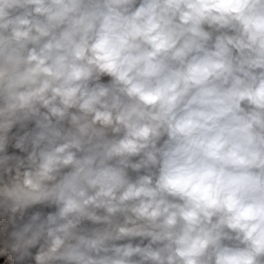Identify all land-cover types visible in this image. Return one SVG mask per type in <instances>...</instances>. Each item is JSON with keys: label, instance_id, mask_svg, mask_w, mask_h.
<instances>
[{"label": "clouds", "instance_id": "clouds-1", "mask_svg": "<svg viewBox=\"0 0 264 264\" xmlns=\"http://www.w3.org/2000/svg\"><path fill=\"white\" fill-rule=\"evenodd\" d=\"M0 264H264V0H0Z\"/></svg>", "mask_w": 264, "mask_h": 264}]
</instances>
